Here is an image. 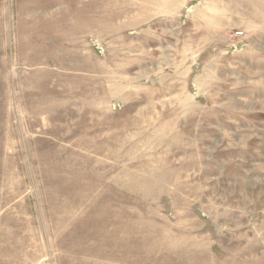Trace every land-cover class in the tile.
Returning a JSON list of instances; mask_svg holds the SVG:
<instances>
[{
  "label": "rangeland",
  "instance_id": "obj_1",
  "mask_svg": "<svg viewBox=\"0 0 264 264\" xmlns=\"http://www.w3.org/2000/svg\"><path fill=\"white\" fill-rule=\"evenodd\" d=\"M0 264H264V0H0Z\"/></svg>",
  "mask_w": 264,
  "mask_h": 264
},
{
  "label": "built area",
  "instance_id": "obj_2",
  "mask_svg": "<svg viewBox=\"0 0 264 264\" xmlns=\"http://www.w3.org/2000/svg\"><path fill=\"white\" fill-rule=\"evenodd\" d=\"M243 35V31H241V30H237V31H235L234 33H232L231 35H230V37L231 38H237V37H240V36H242Z\"/></svg>",
  "mask_w": 264,
  "mask_h": 264
}]
</instances>
